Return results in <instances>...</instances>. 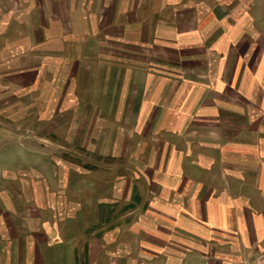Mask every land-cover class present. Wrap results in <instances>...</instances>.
Listing matches in <instances>:
<instances>
[{
  "label": "crops",
  "instance_id": "0c3cea01",
  "mask_svg": "<svg viewBox=\"0 0 264 264\" xmlns=\"http://www.w3.org/2000/svg\"><path fill=\"white\" fill-rule=\"evenodd\" d=\"M15 1L0 0L1 77L84 81L146 46L158 116L101 217L0 185V264H264V0Z\"/></svg>",
  "mask_w": 264,
  "mask_h": 264
},
{
  "label": "rangeland",
  "instance_id": "374dc122",
  "mask_svg": "<svg viewBox=\"0 0 264 264\" xmlns=\"http://www.w3.org/2000/svg\"><path fill=\"white\" fill-rule=\"evenodd\" d=\"M18 3L15 12L22 10ZM118 49L114 46L121 54ZM134 52L141 55L126 54L119 67H92L93 74L84 81H73L71 74L30 85L27 76L15 73L13 81L0 76V185L12 181L25 200L56 203L62 217L76 208L84 216L101 217L107 212L104 200H121L117 187L129 184L133 172L143 168L142 154L150 151V127L158 116L150 95L159 85L150 75L159 70L152 60L159 54L146 46ZM102 69L108 71L105 79ZM139 77L148 79L141 83ZM128 88L135 97L123 96ZM44 185L48 191L40 189Z\"/></svg>",
  "mask_w": 264,
  "mask_h": 264
}]
</instances>
